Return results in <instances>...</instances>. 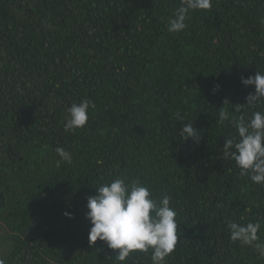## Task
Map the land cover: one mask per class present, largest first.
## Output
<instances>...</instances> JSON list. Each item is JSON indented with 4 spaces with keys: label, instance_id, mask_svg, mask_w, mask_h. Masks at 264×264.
<instances>
[{
    "label": "trees",
    "instance_id": "1",
    "mask_svg": "<svg viewBox=\"0 0 264 264\" xmlns=\"http://www.w3.org/2000/svg\"><path fill=\"white\" fill-rule=\"evenodd\" d=\"M180 6L0 0L3 264H152L151 249L121 262L104 241L89 244L88 197L116 178L170 198L179 238L162 264H264V182L224 155L225 140L240 139L235 122L264 113L241 83L264 73V0H211L169 32ZM85 99L88 123L65 131ZM183 124L199 138L184 140ZM232 223L259 224L257 239L232 240Z\"/></svg>",
    "mask_w": 264,
    "mask_h": 264
},
{
    "label": "clouds",
    "instance_id": "2",
    "mask_svg": "<svg viewBox=\"0 0 264 264\" xmlns=\"http://www.w3.org/2000/svg\"><path fill=\"white\" fill-rule=\"evenodd\" d=\"M211 8V0H181V6L168 22L169 32H179L186 28V18L190 10H207ZM245 86H255V93H250L247 102L255 104L264 98V73L257 71L254 76H241ZM219 87V86H217ZM95 104L88 99L74 103L68 109L69 116L64 124L65 131L83 128L89 121V108ZM227 111L221 110L219 120H228ZM239 141L226 139L224 155L234 159L241 169V174L251 172V180L264 182V113L256 111L247 123L243 118L235 122ZM181 136L199 138L198 130L192 124H183ZM61 161L72 162L71 154L62 147L56 148ZM59 164V161H58ZM96 194L87 201L86 219L90 222L89 244L95 245L97 240L104 241L107 247L117 250V259L125 261L134 251L147 252L151 249L152 264H162L164 258L171 254L178 241V221L176 211L165 195L157 201L148 187L139 181L130 184L123 178H116L110 183L96 187ZM67 217L73 213L65 211ZM232 240H240L244 244H252L257 239L259 224L249 223L240 226L230 225ZM264 255V248L256 246ZM3 264V261H0Z\"/></svg>",
    "mask_w": 264,
    "mask_h": 264
}]
</instances>
